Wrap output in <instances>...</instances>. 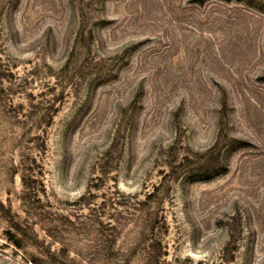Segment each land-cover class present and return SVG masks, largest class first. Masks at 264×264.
I'll return each instance as SVG.
<instances>
[{
    "label": "rangeland",
    "instance_id": "374dc122",
    "mask_svg": "<svg viewBox=\"0 0 264 264\" xmlns=\"http://www.w3.org/2000/svg\"><path fill=\"white\" fill-rule=\"evenodd\" d=\"M0 264H264V0H0Z\"/></svg>",
    "mask_w": 264,
    "mask_h": 264
}]
</instances>
